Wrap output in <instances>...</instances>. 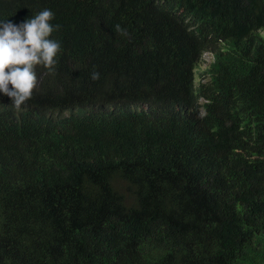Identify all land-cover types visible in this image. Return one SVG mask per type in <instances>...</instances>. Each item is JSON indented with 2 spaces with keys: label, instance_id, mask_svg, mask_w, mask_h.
<instances>
[{
  "label": "trees",
  "instance_id": "1",
  "mask_svg": "<svg viewBox=\"0 0 264 264\" xmlns=\"http://www.w3.org/2000/svg\"><path fill=\"white\" fill-rule=\"evenodd\" d=\"M228 3L240 24L188 22ZM44 8L56 70L37 67L22 115L0 110V264H264V0H0V20ZM202 44L227 59L234 95L181 158ZM82 102L98 105L88 120L62 117ZM212 112L238 126L217 133Z\"/></svg>",
  "mask_w": 264,
  "mask_h": 264
},
{
  "label": "clouds",
  "instance_id": "2",
  "mask_svg": "<svg viewBox=\"0 0 264 264\" xmlns=\"http://www.w3.org/2000/svg\"><path fill=\"white\" fill-rule=\"evenodd\" d=\"M228 4L231 7L226 9L219 7V14L208 15L206 11H202L197 18H189L188 22L191 23L192 28L196 27L205 30L214 28L220 16H231L235 22L240 24L243 15L235 7H240L241 5ZM180 11L181 13L184 12L181 9ZM198 18L203 20V24L199 23ZM54 19L55 13L50 8H44L19 24L9 19L0 20V93L6 95L0 99V110L10 111L12 117L13 111L16 117L26 112L27 101L32 98L37 87V67L42 66L50 73L56 70L58 56L61 52V42L53 38L54 31L59 28L58 24L53 23ZM119 28L120 26L117 25L118 30ZM258 33L262 38L264 37V29H259ZM219 44L223 46L222 51L228 48V45L221 39ZM207 54L211 56V60H208V62L205 59ZM191 59L195 61L193 68L188 74V85L194 96V107L189 116L183 113L187 119L186 127L190 130L189 133L183 131L179 123H177V133L181 141L178 143V157L181 155V158L197 142L195 141L196 137L194 139L192 137V131L202 130L211 120L210 107L213 110L216 106L230 99L234 95L233 91L235 89L224 80L227 59L218 56L216 51L206 49L202 44L198 53L191 55ZM203 69H206L208 79H203L200 76V72ZM218 75L221 80L215 82L213 78ZM99 77L100 73L98 71L92 73L93 79H99ZM242 77L243 73L240 78ZM10 84L12 87H10ZM7 96L11 97L12 100L8 99ZM97 107L96 103L83 104L82 102L78 103L75 108L61 111V114L64 118L71 116L88 120L86 114L94 112ZM144 112H149L147 106H145ZM212 114L217 120V133L220 132V126L227 128L238 126L236 117L227 119L228 116L226 114H215L213 112ZM252 117L253 121L252 119H245L244 126L247 127L250 138L256 141L258 140V133L255 123L258 118L254 115ZM235 150L237 149L234 147Z\"/></svg>",
  "mask_w": 264,
  "mask_h": 264
},
{
  "label": "rangeland",
  "instance_id": "3",
  "mask_svg": "<svg viewBox=\"0 0 264 264\" xmlns=\"http://www.w3.org/2000/svg\"><path fill=\"white\" fill-rule=\"evenodd\" d=\"M211 56L209 54L205 55V59L207 60H211L210 58ZM200 76L203 78V79H208V75L206 73V69H203V71L200 72Z\"/></svg>",
  "mask_w": 264,
  "mask_h": 264
}]
</instances>
